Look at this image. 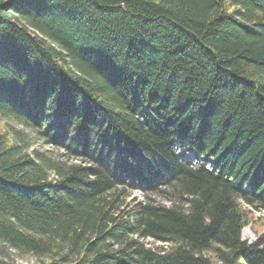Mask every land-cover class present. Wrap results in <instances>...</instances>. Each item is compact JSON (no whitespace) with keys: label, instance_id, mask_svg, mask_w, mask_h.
<instances>
[{"label":"trees","instance_id":"obj_1","mask_svg":"<svg viewBox=\"0 0 264 264\" xmlns=\"http://www.w3.org/2000/svg\"><path fill=\"white\" fill-rule=\"evenodd\" d=\"M253 206L264 0H0V264H264Z\"/></svg>","mask_w":264,"mask_h":264},{"label":"rangeland","instance_id":"obj_2","mask_svg":"<svg viewBox=\"0 0 264 264\" xmlns=\"http://www.w3.org/2000/svg\"><path fill=\"white\" fill-rule=\"evenodd\" d=\"M14 124V123H13ZM35 147L39 148L40 150H49L48 155L57 158L59 155L62 153V151L54 149L52 150L51 147L44 145L43 143L40 144L38 143L35 145ZM176 153L178 156L183 157L187 160H189L192 164H203L204 162L198 161L195 152L190 149V148H183L180 146H177L176 148ZM135 195L137 198L141 199L140 193L136 192ZM257 206L249 207L250 214L249 218L250 221L249 223L244 227L242 230V238L246 240L247 242H255L261 235H264V210L257 209ZM150 243L153 242V240L149 239L148 240ZM156 245H159L160 242L155 243ZM11 259L15 261L17 264H40V260L30 254H20L17 253L16 251L12 250L11 251Z\"/></svg>","mask_w":264,"mask_h":264}]
</instances>
